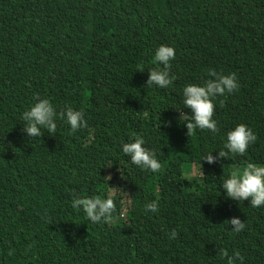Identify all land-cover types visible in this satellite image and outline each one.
I'll return each mask as SVG.
<instances>
[{"label":"trees","instance_id":"16d2710c","mask_svg":"<svg viewBox=\"0 0 264 264\" xmlns=\"http://www.w3.org/2000/svg\"><path fill=\"white\" fill-rule=\"evenodd\" d=\"M160 45L176 50L167 88L146 85ZM209 70L240 87L215 98L218 132L189 137L177 109ZM43 98L88 127L57 118L54 135L29 138L23 113ZM241 123L258 137L247 152L203 161ZM134 135L160 172L123 153ZM250 162L264 166V0H0V264H226L219 248L264 264V206L222 188ZM112 186L126 216L93 224L72 207ZM154 200L158 213L145 210Z\"/></svg>","mask_w":264,"mask_h":264},{"label":"clouds","instance_id":"9594fccd","mask_svg":"<svg viewBox=\"0 0 264 264\" xmlns=\"http://www.w3.org/2000/svg\"><path fill=\"white\" fill-rule=\"evenodd\" d=\"M176 58V50L172 46L160 45L154 55V62L162 64L163 68H152L148 70L149 78L146 85H157L160 88H167L173 83L175 77L170 75L171 61ZM137 70L145 71L143 65L138 66ZM209 79L204 84H188L183 89L184 108L179 112L178 119L184 122L187 128L186 135L193 136L197 129L208 130L212 133L219 131L217 121L214 119L216 112L215 98L225 96L237 91L240 87L236 74H221L215 70H209ZM223 102L221 101V104ZM184 109L189 111L185 112ZM57 118L65 120L73 132L87 128L88 122L82 110H74L67 107L57 112L52 102L47 99H38L37 102L23 113L22 119L25 123L21 129L29 138H36L43 135L42 129H46L49 135H54L57 131ZM256 133L246 124H238L233 130L227 133L226 150H219L218 155L207 154L203 161L209 164L217 163L224 158H230L229 154L243 155L247 152L250 145L257 141ZM145 139L142 136L134 135V138L122 145V151L130 157L131 162L145 170L160 172L161 162L157 159L154 151L145 147ZM123 175V174H122ZM125 179H127L125 177ZM222 188L226 190L227 198L234 201H250L251 207L264 206V166L255 163H248L243 170L233 171L226 179ZM118 187L109 190L106 198L101 196L85 197L74 196L72 207L83 209L86 218L93 224L111 223L114 213L117 212L115 197ZM146 211L153 213L159 212L158 200H154L145 206ZM232 226L231 229L239 233L246 227L245 221L238 216L227 220ZM53 223V222H52ZM179 233L173 229L170 239L177 238ZM13 252L10 251L9 255ZM221 258H226V264H242L244 257L239 251L229 255L228 251L219 248L217 253Z\"/></svg>","mask_w":264,"mask_h":264},{"label":"rangeland","instance_id":"374dc122","mask_svg":"<svg viewBox=\"0 0 264 264\" xmlns=\"http://www.w3.org/2000/svg\"><path fill=\"white\" fill-rule=\"evenodd\" d=\"M259 166H260V165H259ZM191 169H192V165H188V166L185 167V171H186V172L190 171ZM195 174H196V173H195ZM196 177H197V178H200L199 175H197ZM123 199H127V197H123ZM123 199H122V200H123ZM117 210L120 211V207L117 208ZM116 213H117V212H116ZM119 213H120V214L123 213V215L126 216V212L124 211V209H122V211H120ZM123 215L121 214V216H123Z\"/></svg>","mask_w":264,"mask_h":264}]
</instances>
